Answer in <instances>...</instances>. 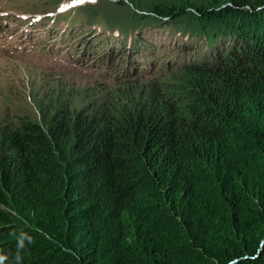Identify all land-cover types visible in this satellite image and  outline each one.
Returning a JSON list of instances; mask_svg holds the SVG:
<instances>
[{
  "label": "trees",
  "instance_id": "16d2710c",
  "mask_svg": "<svg viewBox=\"0 0 264 264\" xmlns=\"http://www.w3.org/2000/svg\"><path fill=\"white\" fill-rule=\"evenodd\" d=\"M146 7L94 36L52 27L106 57L165 38L176 77L0 127V264H264V0ZM133 57L127 73L154 71Z\"/></svg>",
  "mask_w": 264,
  "mask_h": 264
},
{
  "label": "rangeland",
  "instance_id": "374dc122",
  "mask_svg": "<svg viewBox=\"0 0 264 264\" xmlns=\"http://www.w3.org/2000/svg\"><path fill=\"white\" fill-rule=\"evenodd\" d=\"M175 1L178 0H0V127L12 126L22 116L39 121L40 107H50L56 99L73 109L121 106L149 96L155 81L168 84L176 76L170 73L161 77L160 68L170 64L177 50L166 48L165 38L158 46L134 48L135 52L118 48L112 57H106L98 50L99 40L90 37L93 51L82 52L83 45L77 41L69 49L60 38L62 30L54 34L52 27L61 20L64 24L82 23L89 27L83 32L94 36L100 29H107L112 20L109 18L123 17L152 3ZM149 10L141 11L149 14ZM82 35L77 31L73 40ZM146 40L152 43L154 38ZM105 41L109 46L119 43L114 37ZM105 50L109 54L108 48ZM128 56L139 60L137 66L152 58L154 71L144 67L143 72L133 69L127 73Z\"/></svg>",
  "mask_w": 264,
  "mask_h": 264
},
{
  "label": "clouds",
  "instance_id": "9594fccd",
  "mask_svg": "<svg viewBox=\"0 0 264 264\" xmlns=\"http://www.w3.org/2000/svg\"><path fill=\"white\" fill-rule=\"evenodd\" d=\"M2 22V20H0V23Z\"/></svg>",
  "mask_w": 264,
  "mask_h": 264
}]
</instances>
